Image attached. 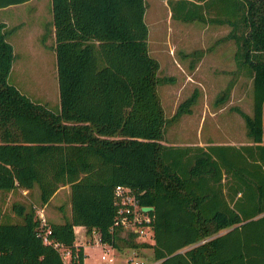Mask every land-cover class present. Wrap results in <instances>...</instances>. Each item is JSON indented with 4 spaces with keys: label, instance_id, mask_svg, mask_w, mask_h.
I'll use <instances>...</instances> for the list:
<instances>
[{
    "label": "trees",
    "instance_id": "obj_1",
    "mask_svg": "<svg viewBox=\"0 0 264 264\" xmlns=\"http://www.w3.org/2000/svg\"><path fill=\"white\" fill-rule=\"evenodd\" d=\"M167 3L175 19L230 26L235 63L252 78V113L240 112L251 140L163 143L156 86L166 77L148 53L145 0H51L59 110L8 81L13 48L0 21V190L37 186L45 204L68 185L71 203L69 217L42 226L34 207L13 202L17 218L0 215V264H84L75 225L116 248L152 247L151 264H264V0ZM116 184L153 207V242L110 228Z\"/></svg>",
    "mask_w": 264,
    "mask_h": 264
},
{
    "label": "rangeland",
    "instance_id": "obj_2",
    "mask_svg": "<svg viewBox=\"0 0 264 264\" xmlns=\"http://www.w3.org/2000/svg\"><path fill=\"white\" fill-rule=\"evenodd\" d=\"M3 19L12 22L25 20L27 29L37 37L30 45L17 40L16 46L28 50H31L29 46H35L36 52L43 50L45 53L43 60L38 58L41 53L21 52L24 57L21 72L25 76L15 77L21 82L14 85L33 102L59 110L55 52L40 42L41 35L46 38L52 29L51 0H31L20 6L2 7L0 20ZM144 20L148 27V53L158 60L157 75L166 77L156 86L166 118L163 143L249 142L251 139L240 112L252 113V78L235 63L236 43L228 34L229 26L210 21L175 19L170 16L167 0H145ZM8 28H12V24ZM20 36L17 35L16 39ZM14 71L18 70L15 68ZM186 99L183 108L189 109L173 116L179 104ZM13 202L32 206L37 214L45 210V217L48 214L57 217L62 212L66 218L69 213V186H61L46 205L40 200L37 186L30 190H0V215L4 213L10 219H16L12 211ZM77 237L85 242L88 262L105 263L101 259L103 248L93 241L91 235L84 236L82 232ZM133 239L149 242L153 238L142 240L134 236ZM114 251L115 262H155L150 246L130 247L121 243V247ZM62 254L65 262H69V253L64 251Z\"/></svg>",
    "mask_w": 264,
    "mask_h": 264
},
{
    "label": "built area",
    "instance_id": "obj_3",
    "mask_svg": "<svg viewBox=\"0 0 264 264\" xmlns=\"http://www.w3.org/2000/svg\"><path fill=\"white\" fill-rule=\"evenodd\" d=\"M114 201L117 205V213L114 218V222L110 227L111 229L120 228L122 235L132 233L135 237H139L142 240H147V238L150 240V238H153V215L149 212V210L144 208L148 205H142L139 203L133 188L123 184H116L114 188ZM38 217L41 220V225H45L46 217L43 210L39 212ZM48 233H50V228L46 226L42 231L44 241H49ZM90 235L94 238L93 241L101 245L103 248L101 259L108 263L115 262L116 253L114 249L116 247L107 241H102L100 239V233L96 229H92ZM54 245L58 246L61 252L65 251L69 253L70 256V251L64 246L58 242H55ZM132 262L139 263L142 261L135 260Z\"/></svg>",
    "mask_w": 264,
    "mask_h": 264
},
{
    "label": "crops",
    "instance_id": "obj_4",
    "mask_svg": "<svg viewBox=\"0 0 264 264\" xmlns=\"http://www.w3.org/2000/svg\"><path fill=\"white\" fill-rule=\"evenodd\" d=\"M30 1L31 0H27V1L22 2V3L11 4V5H8L6 7L20 6V5L25 4V3H28ZM0 21H2V22L5 23V27H4L5 29H10V32H9V34L7 36V39L10 42V44L12 45V48H13V59H12V64H11V68H10L9 75H8V81L10 83H12V84H15V83L21 82L19 80H16L15 77H21V75L22 76H25L24 73L21 72V67H22L21 64L24 61V57L22 56V53L21 52H24V51H32L33 53H38V54L41 53V54H39V57L38 58L39 59H43V60H45V58H44L45 57V53H44L43 50H40L39 52H36V49L37 48H35V46H29V48L31 50H28V49H26L24 47H17L16 46V43H17L16 41L17 40L21 41V43H24V44L25 43H28V45H30V44H33L32 39L35 40V38L37 37V36H33V33L30 30L27 29V26L28 25H26V21L25 20L17 21V22H12L10 20L3 19V20H0ZM214 23H216V22H214ZM10 24H12V28H8ZM217 24H220V23H217ZM22 29H24V32L21 33L20 31ZM229 30H230V26H229ZM34 31L39 32V30H36V29ZM49 33H50V35L49 34H48L49 36L46 35V38H45V35L42 34L41 35L40 42L42 44H44V45L45 44L48 45L55 52V50H54V43H55L54 37H55V35H54V27L53 26H52V29H51V31ZM17 35H21L19 39H16V36ZM48 38L50 39V42L49 43H48ZM20 54H21V56H20ZM55 56H56V54H55ZM16 59L18 60V62L16 61ZM15 68L18 71L15 72L14 71ZM56 69H57V66H56ZM12 77H14L15 79L14 80H11ZM44 214H45V210H44ZM70 214H71V203L69 201V213H67V217H69ZM53 216H55V215L48 214L46 218L47 219H50V220H54V221H63V220H65L64 214L62 212L60 213V216H57V217L56 216L53 217ZM74 230H75V234H76L75 242L77 244H82L83 245V248H84V253H85V256H84V264H98L97 262L96 263H93V262L90 263V262L87 261V257H88L89 254H87L85 252V244H84L85 242H82L81 240H78L79 239L77 237L78 234H81L83 232V235L86 236L85 227L82 226V225H75L74 226ZM149 242H153V239L151 241H149Z\"/></svg>",
    "mask_w": 264,
    "mask_h": 264
},
{
    "label": "water",
    "instance_id": "obj_5",
    "mask_svg": "<svg viewBox=\"0 0 264 264\" xmlns=\"http://www.w3.org/2000/svg\"><path fill=\"white\" fill-rule=\"evenodd\" d=\"M144 208L147 210H151L153 207L148 205V206H145Z\"/></svg>",
    "mask_w": 264,
    "mask_h": 264
}]
</instances>
